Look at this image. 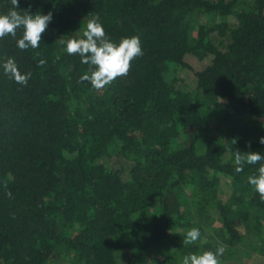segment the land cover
Here are the masks:
<instances>
[{
  "label": "trees",
  "instance_id": "trees-1",
  "mask_svg": "<svg viewBox=\"0 0 264 264\" xmlns=\"http://www.w3.org/2000/svg\"><path fill=\"white\" fill-rule=\"evenodd\" d=\"M237 2L19 0L21 13L53 18L39 48L17 47L22 28L0 40V65L13 58L31 73L22 86L0 67V264L61 253L70 264H182L219 246L227 264L247 230L264 255V200L248 182L260 164L236 172L233 156L264 155V0ZM11 9L0 0V14ZM208 14L224 19L210 24ZM97 16L112 42L138 36L143 49L102 90L80 79L92 66L66 52ZM202 104L228 125L223 141ZM113 156L127 165H105ZM210 171L232 179L227 201ZM187 209L192 221L179 222ZM192 228L201 237L184 245Z\"/></svg>",
  "mask_w": 264,
  "mask_h": 264
},
{
  "label": "clouds",
  "instance_id": "clouds-1",
  "mask_svg": "<svg viewBox=\"0 0 264 264\" xmlns=\"http://www.w3.org/2000/svg\"><path fill=\"white\" fill-rule=\"evenodd\" d=\"M12 9L7 14H0V40L11 36L16 38L17 31L23 29L22 37L16 40L17 47L21 50L29 48H39L49 23L53 18L52 12L35 15L24 11H18L19 0H11ZM64 44L65 41L61 40ZM66 52L68 55H79L81 62L92 66L89 73L81 76V81H88L92 88L102 90L111 85L116 79L125 77L131 70L132 61L143 55L141 40L138 36L122 38L117 44L112 42L106 35L103 25L99 22V17H95L86 25L83 31V38H73L66 42ZM45 59L38 61V66L43 67ZM0 67L3 72L14 82L26 86L31 78V73H22L16 61L8 58ZM259 142L264 144V137H260ZM234 163L236 172L243 171L245 164H260L258 176H249L248 182L254 186L261 200H264V155L259 152L234 151ZM7 195L11 196L8 192ZM201 237L198 228L187 231L183 244L192 245ZM225 248L219 246L215 252L205 251L200 255L190 254L182 259V264H220V257L223 256Z\"/></svg>",
  "mask_w": 264,
  "mask_h": 264
},
{
  "label": "rangeland",
  "instance_id": "rangeland-1",
  "mask_svg": "<svg viewBox=\"0 0 264 264\" xmlns=\"http://www.w3.org/2000/svg\"><path fill=\"white\" fill-rule=\"evenodd\" d=\"M253 0H238L237 5L235 7V10H239L242 8H246L252 5ZM208 22L210 24H213L215 22H219L223 20L224 18L218 16L217 14H208L206 16ZM178 70L175 71V74L177 73ZM180 72V71H179ZM174 75V68H169L167 73L165 74L166 79H171V77ZM185 84H187L188 88H192L194 91V82L192 80V77L190 75L184 76ZM200 110L202 111L203 114H205L209 120L211 121V126H212V131L214 132L215 136L217 139L220 141L224 140L225 132L228 128V125L225 122H222L219 120L217 113H214L211 111V108L205 104H202L200 106ZM227 159V157H226ZM103 162L105 165L108 166H116V165H121V166H126L127 162L118 156H113L110 158L103 159ZM209 177H215L217 180L216 183V189H217V194L218 197L222 201H227L234 193V188L232 186V179L229 176L210 171L209 172ZM180 198L187 201V197H185L184 194L181 193ZM185 202V201H184ZM187 203V202H186ZM190 207V206H189ZM191 209V208H190ZM190 209H187L186 211L183 210L184 212V218H180L179 222H186L187 220L189 221L188 218V211ZM186 212V213H185ZM261 222L264 225V213H261ZM207 216L202 219L201 225H205V227H208V225H211L213 222V218L208 219L206 218ZM192 220L190 219V222ZM257 240V237L253 234L252 230H247V234L245 233V237L243 242H241L236 249V255L233 259L229 260L227 264H264V255H262L258 251V247L255 244V241ZM121 260L126 259L124 254L119 255ZM69 258L67 257L66 254H56V257L52 260H50V264H70ZM148 263H156V260H146Z\"/></svg>",
  "mask_w": 264,
  "mask_h": 264
}]
</instances>
